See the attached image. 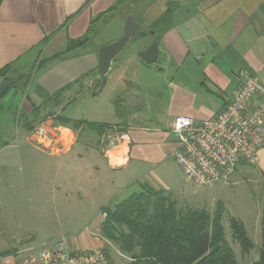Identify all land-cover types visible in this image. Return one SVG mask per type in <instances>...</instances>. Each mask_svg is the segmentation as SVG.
I'll return each mask as SVG.
<instances>
[{
    "label": "crops",
    "instance_id": "0c3cea01",
    "mask_svg": "<svg viewBox=\"0 0 264 264\" xmlns=\"http://www.w3.org/2000/svg\"><path fill=\"white\" fill-rule=\"evenodd\" d=\"M86 2L87 0H0V68L11 63L19 68L20 60L32 52L38 53L37 63L41 65L38 68L36 63L35 69L33 68L34 73L25 96V101H30V106L26 107L22 101V111L28 114L31 112V105L40 103L35 93L36 86L51 95L71 84V87L61 93L59 105L49 107L54 116H49L39 124L51 125L55 116L60 117L64 104L75 101L84 88H90L93 96L96 82L101 77L97 72L98 49L91 50L85 45L66 52L67 41L83 36L91 19L105 13L117 0H92L85 6ZM171 4L173 8L167 29L154 33L149 27L160 19ZM120 7L103 14L96 27L106 15L114 12L111 21L115 20ZM128 15L140 26L138 32L143 31L144 35L137 37L136 34L132 41L139 40L137 44L128 50L127 55L119 53L112 60L109 70L119 61L122 64L132 63L140 68L144 78L141 81L136 79L135 84L157 97L160 113L150 116L155 120L151 121L147 115H133L132 123L107 124L113 130H122L123 140L106 146L101 143L104 134L97 138L95 145L90 142V138H86L76 152L78 135L67 128L73 133L74 141L67 151L58 155L37 149L27 136L22 139L25 146L62 158L63 167L74 162L78 166L88 164L95 172L117 174L120 170L133 166L138 169V174L133 173V176L127 178L135 180L139 177L144 180L143 185L157 189L148 176H154L152 169L172 158L177 138L169 129L175 117L188 116L201 121L218 115L238 90L236 71L239 69L258 77L264 84V0H149L142 9H138V17L135 9L132 12L130 9L126 17ZM121 35L122 30L116 39ZM147 35L152 39L147 41ZM154 41L158 44V58L155 64L146 66L141 63L139 54ZM116 65L121 67L118 63ZM86 75L89 76L74 83ZM21 145L18 144L20 147ZM113 152L115 157L110 156ZM2 162L7 163L5 158ZM2 162L0 161V169L4 168L1 167ZM249 166H253L257 172V185L263 184L264 151L260 152L258 163ZM69 167L67 165L68 170ZM54 175L52 178L47 174L20 177L21 181L29 179L33 183L37 182L30 186L27 197L34 199L28 200V211L40 224L37 237H30L22 250L38 248L40 251L56 248V245L63 243L70 250L102 249L109 263L114 264L118 260L120 264H127L129 257L120 253L117 246L104 239L99 232L103 207L96 215V208L86 207L85 189H70L68 172L65 171L63 176ZM8 176L7 173H2L0 183L9 179ZM45 192L46 195H43ZM77 196L84 200L72 202V198ZM45 197H50L51 205L48 202L42 205ZM56 199L64 203L61 211L56 206ZM16 209L19 210L18 206ZM79 221L81 223L78 225ZM27 255L29 257L33 254L29 252L17 255L14 250H0V264H23L28 258L23 256Z\"/></svg>",
    "mask_w": 264,
    "mask_h": 264
},
{
    "label": "rangeland",
    "instance_id": "374dc122",
    "mask_svg": "<svg viewBox=\"0 0 264 264\" xmlns=\"http://www.w3.org/2000/svg\"><path fill=\"white\" fill-rule=\"evenodd\" d=\"M148 1H125L123 6L118 9L115 20L112 21L111 18H113L115 12L106 15L100 24L95 27L94 35L86 47L91 50L99 49L110 40L116 39L121 33L125 21L123 19L126 18V14L129 13L130 9L131 12L135 9V14L138 17V9H142V6H145ZM150 39L152 37L147 35V41ZM134 41L126 43L120 55H127L128 50L134 47L139 40H136L135 43ZM38 58V53L32 52L21 59L19 62L21 67L19 66V68L22 73L27 72L29 74V70ZM116 63L121 67H118ZM146 66L149 65L146 64ZM100 78L103 84H100V90L96 91L93 96L90 94V88L86 87L82 93L76 96L75 101L64 104V107L60 110L61 118L82 124L75 129L78 135L75 152L80 149L86 138H90L93 145L96 143L98 135L95 131H91L87 124H129L133 122L131 118L133 115H147V118L149 117L153 121L155 120L154 117L150 116L160 113L157 97L142 86H136L135 80L139 79L141 81L144 75L135 64L115 62L110 70ZM146 80L149 81V77L146 76ZM27 89L28 87L26 89L19 87L14 95L10 93V96L5 99L4 108L0 111V161L2 162V159L5 158L7 162L6 164L1 163V167L4 168L0 169V175L2 173L9 175V179H5L0 183V250H14L17 255L29 252L34 254L38 251V248L29 251H23L22 249L25 248L30 237H37L40 230V224L28 211L30 210L28 200L34 199L27 197L29 189H31L30 186L37 182L33 183L29 179L21 181L20 177L47 174L52 178L55 176L54 174L63 176L66 171L71 179L69 181L70 189L75 191L85 189L86 207L96 208V215L102 207H112L128 195L141 190L143 186H147L142 184L144 180H140L139 177H136L135 180H130V177L127 178L138 172V169L133 166L124 169L125 171L120 170L117 174L105 171L99 173L95 172L88 164L78 166L77 163L71 162L67 164L70 166L68 170L67 165L62 166L64 163L61 162L62 158L49 156L31 146H25L24 137H29L33 131L28 134L23 131L25 122H22L19 117L22 113L26 114L22 111V101L26 107L30 106V101H25ZM140 120L143 119L140 118ZM52 121L51 127L55 126L54 119ZM28 122L35 127L38 126L31 118ZM110 130H112V133L124 135L119 128L114 130L111 128ZM110 130L104 132V135L109 134ZM18 144H22L21 147ZM57 170L59 171L55 173ZM152 170L154 176L149 175L148 177L154 182L153 185L170 194L176 200L179 209L187 206L205 209L209 213H213L216 209V203L221 202L226 209L222 217L225 239L231 247L238 264H253L257 261L260 232L264 228V183L258 186L255 182L257 172L253 166L241 163L236 167L234 174L225 182L208 186H197L192 183L172 158ZM33 193L36 194L37 191H33ZM48 194L50 196V193ZM43 195H46V192ZM45 198L42 199V205H45L46 202L51 205L50 197ZM56 200V206L61 211L64 209V203L59 199ZM73 200L82 201L84 199L77 196L72 198V202L75 203L76 201ZM16 205L19 210L16 209ZM229 217L243 223L248 237L254 244V248L249 253L241 254L238 244L233 241L229 228ZM80 223L81 221L78 222V225ZM55 247H58V245ZM23 257H28V255ZM114 264L120 263L117 260Z\"/></svg>",
    "mask_w": 264,
    "mask_h": 264
},
{
    "label": "trees",
    "instance_id": "16d2710c",
    "mask_svg": "<svg viewBox=\"0 0 264 264\" xmlns=\"http://www.w3.org/2000/svg\"><path fill=\"white\" fill-rule=\"evenodd\" d=\"M91 1L87 0L85 6ZM124 1L117 0L105 13L92 18L83 36L67 41L66 52L87 45L93 36L97 21L103 14L116 10ZM172 8V4L168 5L164 14L149 29L154 33L165 31ZM137 35V37L143 36L144 32L140 31ZM36 63L37 61L29 70V74L22 73L20 68L12 63L0 68V111L4 108L5 99L10 93L14 95L19 87L24 89L28 87ZM37 64L39 68L41 65ZM88 76H83L74 83ZM100 84H103L101 78L97 80L93 94L100 90ZM69 87L71 84L50 95L36 86L35 93L40 103L32 105L29 114L19 115L21 121L25 122L23 130L29 133L34 129L35 126L28 122L30 118L39 124L49 116H53L48 110L49 107L58 106L61 93ZM54 121L55 125L73 131L82 125L80 122L57 116ZM87 127L100 137L112 126L87 124ZM225 211L221 202L216 203L213 213L187 206L179 209L176 200L170 194L158 188L143 186L141 190L133 192L112 207L102 208L105 217L99 225V232L104 239L114 243L120 253L129 257L127 264H238L225 239L222 226ZM228 221L232 239L238 244L240 253H249L254 248V244L248 237L243 223L232 217H229ZM253 264H264V228L260 232L258 259Z\"/></svg>",
    "mask_w": 264,
    "mask_h": 264
},
{
    "label": "built area",
    "instance_id": "2783aa9c",
    "mask_svg": "<svg viewBox=\"0 0 264 264\" xmlns=\"http://www.w3.org/2000/svg\"><path fill=\"white\" fill-rule=\"evenodd\" d=\"M236 78L238 90L218 115L201 121L178 116L170 125L169 131L177 138L172 158L197 186L225 182L239 164L256 165L264 151V84L241 69L236 71ZM109 132L102 144L111 146L123 140V135ZM27 138L37 149L52 155L64 153L74 141L69 129L43 123ZM23 264L110 263L102 249L77 251L59 243L56 248L30 255Z\"/></svg>",
    "mask_w": 264,
    "mask_h": 264
},
{
    "label": "water",
    "instance_id": "95a60500",
    "mask_svg": "<svg viewBox=\"0 0 264 264\" xmlns=\"http://www.w3.org/2000/svg\"><path fill=\"white\" fill-rule=\"evenodd\" d=\"M139 30L140 26L133 20L131 15H128L123 23L122 35L114 42L108 45H103L98 49L97 72L99 76H104L108 72L112 60H114L123 50L126 43L136 36ZM139 58L147 65L155 63L158 58L157 42H152L144 51L139 54Z\"/></svg>",
    "mask_w": 264,
    "mask_h": 264
},
{
    "label": "bare ground",
    "instance_id": "6f19581e",
    "mask_svg": "<svg viewBox=\"0 0 264 264\" xmlns=\"http://www.w3.org/2000/svg\"><path fill=\"white\" fill-rule=\"evenodd\" d=\"M113 153H114V152H113ZM110 156H112V157H115V153H114V154H112V153H111V155H110ZM111 160H112V159H111Z\"/></svg>",
    "mask_w": 264,
    "mask_h": 264
}]
</instances>
